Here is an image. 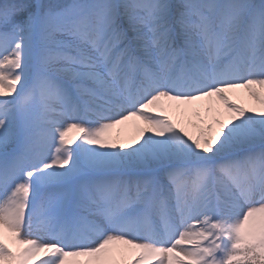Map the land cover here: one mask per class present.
Segmentation results:
<instances>
[{
  "label": "snow or ice",
  "instance_id": "1",
  "mask_svg": "<svg viewBox=\"0 0 264 264\" xmlns=\"http://www.w3.org/2000/svg\"><path fill=\"white\" fill-rule=\"evenodd\" d=\"M0 264H264V0H0Z\"/></svg>",
  "mask_w": 264,
  "mask_h": 264
},
{
  "label": "bare ground",
  "instance_id": "2",
  "mask_svg": "<svg viewBox=\"0 0 264 264\" xmlns=\"http://www.w3.org/2000/svg\"><path fill=\"white\" fill-rule=\"evenodd\" d=\"M133 134H134V133L132 132V130H131V129H128V130H127V135H129V136H130V135H133Z\"/></svg>",
  "mask_w": 264,
  "mask_h": 264
}]
</instances>
